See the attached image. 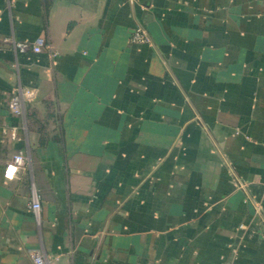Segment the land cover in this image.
<instances>
[{
    "label": "crops",
    "instance_id": "0c3cea01",
    "mask_svg": "<svg viewBox=\"0 0 264 264\" xmlns=\"http://www.w3.org/2000/svg\"><path fill=\"white\" fill-rule=\"evenodd\" d=\"M263 179L264 0H0V264H264Z\"/></svg>",
    "mask_w": 264,
    "mask_h": 264
},
{
    "label": "built area",
    "instance_id": "2783aa9c",
    "mask_svg": "<svg viewBox=\"0 0 264 264\" xmlns=\"http://www.w3.org/2000/svg\"><path fill=\"white\" fill-rule=\"evenodd\" d=\"M130 42L133 44H149L150 39L147 35L145 29L142 26H137L134 29L132 36L130 37ZM41 42H36L33 45L27 43L16 42L14 43L15 51L18 53H24L27 51H32L34 53H39L41 51ZM37 96V89H27L18 87L15 89L13 95L9 98L8 108L14 115H21L24 110V105L27 102L33 101ZM24 164V156L21 152L12 154L3 171V178L7 181H11L16 176V171L18 167ZM264 186V179H263ZM30 212L32 213L35 223L40 225V200L39 194L32 183L30 185V202L28 205ZM30 256L34 264H50L48 260L43 258L38 253H30Z\"/></svg>",
    "mask_w": 264,
    "mask_h": 264
}]
</instances>
